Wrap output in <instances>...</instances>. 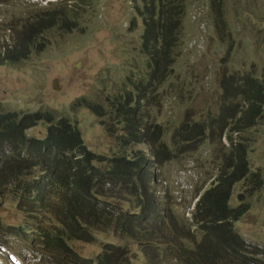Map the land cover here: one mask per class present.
<instances>
[{"label": "trees", "instance_id": "1", "mask_svg": "<svg viewBox=\"0 0 264 264\" xmlns=\"http://www.w3.org/2000/svg\"><path fill=\"white\" fill-rule=\"evenodd\" d=\"M188 1L132 0L133 10L142 18V53L149 56L142 71L152 69L153 91L147 105V88H142V107L141 96L117 98L124 124L130 122L129 140L121 142L119 154L109 157L90 150L80 129L67 118L8 111L0 104V204L7 184H14L27 221L35 213L58 219L54 232L43 230L42 236L51 257L67 255L58 264H133L132 242L140 247L147 264H264L263 249L248 242L236 228L250 208L249 200L241 203L239 194V204H231L239 181L250 179L258 185L262 180L251 169L248 136L264 116V81L251 73L225 74L220 80L219 105L209 108L206 117H196L188 107L176 120L171 138L158 115L148 112L162 104L156 103L155 88L179 64ZM89 2L63 0L39 6L32 0H0V58L6 55L0 64H19L33 52L46 50L56 34L79 29ZM213 2L225 5L224 0ZM212 7L221 29L217 20L224 16L214 10L215 4ZM35 9L28 20L6 23L21 10ZM194 80L185 84L192 88ZM143 83L147 85L146 80ZM43 118L50 121L45 137H29L28 129ZM206 151L222 160L214 178L204 179L198 188L187 216L176 208L169 186L162 188L167 180L162 177V166L181 155L193 160L192 155ZM24 224L5 226L0 220V233L26 237ZM94 227L122 234L125 243L106 244L96 259L69 254V241L86 238Z\"/></svg>", "mask_w": 264, "mask_h": 264}, {"label": "rangeland", "instance_id": "2", "mask_svg": "<svg viewBox=\"0 0 264 264\" xmlns=\"http://www.w3.org/2000/svg\"><path fill=\"white\" fill-rule=\"evenodd\" d=\"M32 1L45 6L57 0ZM224 1L225 5L213 0L188 1L186 26L181 34V49H178L179 64L170 76L163 78L159 89L155 88L156 103L162 104L153 105L148 111L153 117L158 115L170 138L177 126L176 120L184 116L188 107L196 117L201 114L206 117L209 108L219 105L220 80L225 74L251 73L264 81V0ZM213 3L214 10L224 16L223 20L216 19L221 29L215 23ZM133 6L132 0H90L79 29L56 34L53 38L56 40L46 50L33 52L19 64H0V104L8 111L42 112L67 118L80 129L90 150L109 157L119 154L123 150L121 142L129 140L130 122L124 124L117 98L125 101L130 96H141L142 107V88H147V105L153 91L149 73L152 69L142 71L149 56L142 53V18ZM27 11L17 12L6 23L13 24V20L22 18L28 20L37 9ZM1 41H5L3 36ZM143 73H147L146 77ZM192 78L195 80L191 88L190 83L185 82ZM79 102L84 103L78 105ZM49 122L39 119L38 124L28 129L29 137H45ZM248 138L251 169L258 172L262 180L258 185H252L250 179L239 181L231 204H239L242 199L239 194L243 196L241 203L249 200L250 208L236 223V228L248 242L263 249L264 260V116ZM143 148L148 150L146 146ZM192 157L195 158L190 160L181 155L177 161L162 166V177L167 179L162 188L164 184L169 186L170 195L177 202L176 208L187 216L198 188L204 179L214 178L222 160L207 151ZM36 171L40 174L42 168ZM170 178L172 182L168 181ZM6 187L0 204V220L5 226L25 223L28 232L26 237L0 233V264L62 262L67 255L51 257L43 247L42 237L43 230L54 232L52 227L59 224L58 219L35 213L27 221L28 213L21 210L14 194L15 185L8 183ZM123 205L129 206L125 201ZM120 236L123 235L94 227L86 238L69 241V254L96 259L106 244H124ZM130 246L133 264H147L137 243L132 242Z\"/></svg>", "mask_w": 264, "mask_h": 264}, {"label": "clouds", "instance_id": "3", "mask_svg": "<svg viewBox=\"0 0 264 264\" xmlns=\"http://www.w3.org/2000/svg\"><path fill=\"white\" fill-rule=\"evenodd\" d=\"M60 1H63V0H57V1H54V2H50V1H49L48 3H55V2L58 3V2H60ZM48 3H47V4H48Z\"/></svg>", "mask_w": 264, "mask_h": 264}]
</instances>
